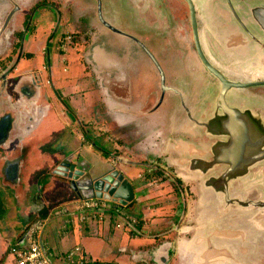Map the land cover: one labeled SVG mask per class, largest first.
<instances>
[{
	"label": "flooded vegetation",
	"instance_id": "flooded-vegetation-1",
	"mask_svg": "<svg viewBox=\"0 0 264 264\" xmlns=\"http://www.w3.org/2000/svg\"><path fill=\"white\" fill-rule=\"evenodd\" d=\"M19 1L17 10L24 15L23 21L19 25L18 33H11L8 31V20L13 11L6 12L11 0H0V39L7 40L10 35L14 36L21 45L19 56L24 53L33 58L35 53L29 52L27 45L36 34L35 19L40 13V6L33 5L30 12H25L22 9L25 4H21L22 0ZM181 1L184 2L187 14L190 15L193 30L191 8L186 0ZM191 1L195 11L197 33L201 20L207 46L215 58L227 60L236 57L226 53L225 48L221 44L219 46L214 39V30L223 26L224 33L230 31L235 34V30L238 33L232 42L237 48V56L252 52L246 38L250 40V45H259L263 48V51L260 50V55L253 56L256 59L252 63L254 65L252 69L254 72L264 70V33L256 27L253 19L249 20L247 9L250 7L248 5L250 0ZM260 2L264 3V0ZM51 3L44 6V9L51 10V20L54 19L55 25L44 39H41L44 41V46L40 52L42 58L49 62V73L55 56L66 58L71 55L70 50L76 49L81 55H86L88 51L104 73L105 83L114 90L115 101L112 104H128L127 107L137 110L134 113L145 114L151 121L153 125L148 129L149 133H154L156 137L160 136L161 143L157 149L156 162L154 164L153 161L145 162L148 170L146 173L148 175L154 173L156 177L160 172L159 176L162 180L173 173L175 179L182 183L181 187H185L186 199L194 202V208L190 209L194 217L193 224L189 226L192 229L191 236L198 235L195 242L205 244L204 248L208 239L210 237L212 239L210 248L206 247L204 251L206 252L204 259L207 260L204 264H217L220 257L223 259L219 260H224L220 264H264V156L261 159H258L257 155L249 158L252 150L242 148L238 150L242 155L240 160L235 157L230 161L233 151L229 149L225 158L218 157L217 163L214 153L215 146L223 145L219 142L226 143L228 140L227 137L222 139L215 137L220 134L218 130H221V125L217 119L223 112L217 104H225V107L242 112L249 111L254 115L251 118L264 122L262 101L264 96L260 97L259 93L254 94L234 88L227 92L225 103L219 102L223 86L201 60L194 31L193 45L196 58L191 59L186 44L176 33L175 18L164 0H67L64 5H59L55 1ZM215 3L221 5L222 15L219 18L226 17L228 22L215 21L216 18L212 13ZM182 11L183 9L179 13ZM247 20L251 22L248 21V25ZM104 23L114 31L108 29ZM212 23L216 24V29ZM249 32L253 34V38L249 37ZM216 35L218 36V32ZM198 42L207 62L228 82L250 84L249 81L242 82L239 78H229L224 75L206 57L199 35ZM142 47L146 48L145 51L154 57L162 69L164 86L158 68ZM245 64L243 66L246 67ZM257 66V70L254 69ZM234 72L237 73L235 69ZM148 73L154 74L156 85L150 82ZM57 74L59 76L60 73ZM73 74H76V69ZM142 78L145 81H142ZM261 78L251 83H264V77ZM138 81L140 83H137ZM28 82L22 86L27 87L31 84ZM256 87H264V85ZM251 88L254 87L245 89ZM56 96L60 100L59 94ZM139 104H145L143 109ZM216 114L219 115L215 119ZM156 120H160L159 133L153 128ZM213 120L216 123L215 127L210 123ZM208 123L212 127V135H208L204 127ZM9 125L6 119L0 124V152L3 153L14 147L15 136ZM259 140L260 144H264V134L258 135L257 142ZM253 143L249 144L247 136L245 138L242 136L243 145ZM15 150L18 154L19 145L15 146ZM263 151L259 150L260 153ZM223 161L225 164L222 163ZM233 163L237 164L233 165ZM156 164L160 169L156 168ZM19 166L18 158L10 167L0 168V186L6 182L11 185L17 183ZM231 168L236 174L219 181L223 173ZM122 175L125 177L124 174ZM136 180H142V177L139 176ZM150 182L156 184L158 181L154 179ZM205 186H207L206 190ZM134 191L136 197L135 187ZM219 204L224 209L223 213L217 207ZM188 212L187 209L186 213ZM202 231L205 233L204 236L199 235ZM220 234L225 236V239L215 236ZM213 240L222 242L215 244ZM199 246H196L198 250ZM223 253L224 255L219 256ZM224 257H228L227 260ZM195 262H197L195 252L192 254L181 252L180 264H196Z\"/></svg>",
	"mask_w": 264,
	"mask_h": 264
},
{
	"label": "crops",
	"instance_id": "crops-1",
	"mask_svg": "<svg viewBox=\"0 0 264 264\" xmlns=\"http://www.w3.org/2000/svg\"><path fill=\"white\" fill-rule=\"evenodd\" d=\"M21 2L25 4L23 11L30 12L34 0ZM19 3V0H11L7 6V13L13 11L8 21L11 33H18L23 21L24 15L16 9ZM220 7L218 3L213 4L215 21L228 22L226 17L219 18L222 15ZM48 21H51L47 22L51 29L55 23L50 19ZM213 26L216 29V24ZM223 29L221 26L214 30V39L225 48L226 53L236 57L220 62L230 68L235 67L237 73H253L252 63L256 59L253 56L260 55L263 48L250 45V40L246 38L252 52L237 56V48L232 43L237 31L235 34L230 31L224 33ZM20 47L19 40L12 35L7 40L0 39V124L8 120L15 136L14 147L6 153L0 152V168L10 167L18 158L20 164L17 183L11 185L6 182L0 186V198L3 202L7 201L6 212L11 214L9 222L5 221L2 211L3 216L0 215V264H14L10 248L23 243L28 229L36 222L44 221L47 222L44 239L56 264H63L66 254L76 248H80L86 264H180L183 250L172 244L179 238L191 236L189 226L193 224L194 217L190 209L194 208V202L186 199L184 186L179 188L158 182L145 185V180L149 178L145 162L151 161L149 157L158 155L161 143L160 136L149 133L148 129L153 125L151 121L145 114L134 113L137 110L127 107L128 104H105V91L108 90V97L109 92L112 93L109 99L113 103L114 90L105 83L104 73L88 51L86 55L77 56L79 64L75 61V68L69 65V61H74L71 55L58 59L62 65L52 62L51 92L47 83L49 77L45 78L43 68H37L34 63L40 52L34 51L37 55L33 58L24 53L19 56ZM27 50L33 52L28 45ZM57 68H62L64 74L60 82L56 79ZM74 69L76 74H73ZM261 71L264 76V70ZM148 76L150 82L156 85L154 74L148 73ZM27 81L31 84L22 86ZM67 87L69 93L79 94L80 104L75 101L72 104L61 103V96H64L60 89ZM17 95L23 100L20 103ZM139 105L141 109L145 106ZM159 122L156 120L153 128L158 130ZM100 134H109L110 138L104 142ZM102 142L108 144L106 150ZM16 145H19L18 154ZM66 160L76 170L90 173L92 179L101 177L110 168L121 172L136 189L134 202L124 208L112 201L98 199L107 205L105 211L78 213L76 207L87 197H78L66 186L70 185L67 178L54 176L53 173L48 174V180L43 178L45 171H54ZM139 176L142 180H136ZM152 185L161 187V192L154 189L144 192ZM35 187L39 193L30 203ZM63 209L67 213H61ZM134 212L141 215L130 216ZM8 228L12 229L11 232Z\"/></svg>",
	"mask_w": 264,
	"mask_h": 264
},
{
	"label": "water",
	"instance_id": "water-1",
	"mask_svg": "<svg viewBox=\"0 0 264 264\" xmlns=\"http://www.w3.org/2000/svg\"><path fill=\"white\" fill-rule=\"evenodd\" d=\"M191 8V16H192V23H193V31L195 36V42L198 50V54L203 61L206 68L212 73L215 77L219 79V81L222 84V90L221 94L219 96V102L225 103L226 100V94L231 89H245L250 87H256L260 85H264V83H250V84H233L231 82H228L217 70H215L205 59L200 46L198 42V33H197V22L195 17V11L193 7V3L191 0H186ZM261 0H253L249 1L247 4L250 6L247 10L249 11V19H253L255 21L256 27L264 33V3L260 2ZM253 2V4H251ZM259 2L261 4H259ZM247 7V5H246ZM101 8V4H100ZM17 9V8H16ZM99 16H101V12H99ZM11 18V16H10ZM9 18V20H10ZM100 18V17H99ZM8 20V21H9ZM101 21L104 22L103 19ZM105 26H107L108 29L113 30V28L108 27L106 23H104ZM249 37L253 38V34L249 32ZM145 51L146 48L142 47ZM146 52V51H145ZM151 60L154 62L155 66L158 68L161 79H162V85L164 86V74L162 69L159 67L158 63L154 59V57L147 51L146 52ZM219 108L223 110L220 117H218L217 120H219L221 125V130H218L220 134L215 135V137L218 138H228L227 142H219L223 143L221 147H214V153L216 156V162L218 163V157L221 156V158H225L227 154L226 151L229 149H232V158H230V161L232 159H238L240 160V152L238 150H241L242 148L245 149H251V153L249 154V158L257 155L258 159H261L264 156V151L262 153L259 152V150H264V144H260V140L257 142L258 135L263 136L264 134V122L263 121H256L252 116H254L249 111L242 112L241 110L237 109H231L228 107H225V104H217ZM219 114H216L215 119L217 118ZM211 125L215 127V121H210ZM211 125L208 123L204 127L207 129V134L212 135L211 132ZM242 136L245 138L247 136L248 143L254 142L251 145H243L242 144ZM244 140V139H243ZM246 141V140H244ZM234 149V150H233ZM236 152H238V155H236ZM260 153V154H259ZM239 156V157H238ZM229 161V158H228ZM229 161V162H230ZM222 163L225 164V161ZM228 164V162H226ZM237 163H233V165H236ZM239 167V166H237ZM244 173V172H243ZM242 173V174H243ZM247 173V172H246ZM55 175L61 176L64 178H67L70 181V186L72 190L77 194L78 197L84 198L85 196L87 199L89 198H97V199H104L107 201H112L121 207H127L129 204L134 202L135 200V191L133 185L118 171H115L113 169H109L104 175H102L99 178L92 179L91 174L78 171L76 170V167L72 165L68 160L61 163V165L55 170ZM236 174V171L234 169H230L227 172L223 173L222 178L219 179V181H223L226 177L234 176ZM226 186V185H225ZM207 186H205L206 190ZM85 199V198H84ZM217 207L221 210L223 213L224 209H222V206L219 204ZM204 231H202L199 235L204 236ZM198 236V235H197ZM196 235H192L188 238H179L174 245V247L182 248V250L186 253L192 254L195 252L197 255V262L196 264H204L207 260L204 259L206 256L205 248H210V245L212 243L211 237L208 239L207 244L204 248L205 244L202 243H196ZM214 236V235H213ZM219 236L221 238L225 239V236L223 235H215ZM215 244H221L219 240H213ZM201 247H200V246ZM196 246H199V250L196 248ZM223 254H219V256H222ZM226 260L228 257H224ZM219 259H223L220 257ZM217 260V264L224 262L221 260Z\"/></svg>",
	"mask_w": 264,
	"mask_h": 264
},
{
	"label": "rangeland",
	"instance_id": "rangeland-1",
	"mask_svg": "<svg viewBox=\"0 0 264 264\" xmlns=\"http://www.w3.org/2000/svg\"><path fill=\"white\" fill-rule=\"evenodd\" d=\"M52 1H55L59 5L60 4L64 5L67 2V0H34V5L40 6V8H39L40 13L37 14L39 17L36 18V20H35V23L37 25V32H36L35 36H33L32 39L30 40V42L28 43V46H29L30 50H33V52L35 51V52H38L39 53L43 49L44 42H42L43 40L41 41V39H44V37L48 34V32L50 30L49 29L50 26L47 24V22H51V21H48V19H50V20L52 19L51 10L44 9V6L50 4ZM164 3L166 4V6L168 7L169 11L171 12V15L175 18V25L177 26L176 33H177L178 37L180 39H182L183 42L186 44L185 46L188 49L190 58L191 59L196 58L195 57V53H194V45H193V42L194 41H193V30H192L191 18H190V15L187 14V9H185L184 2L181 1V0H164ZM51 4H53V3H51ZM181 9H183V11L181 13H179ZM178 13H179V15H178ZM37 21H38V23H37ZM52 22L55 23L54 19L52 20ZM203 27L204 26H203L201 20H199V31H198V35H199V39H200V42H201V46L203 48V51H204L206 57L208 58V60L210 61V63L212 65H214L217 69H219L221 72H223L224 75H226L229 78H239L242 82L249 81L248 83L256 82L257 80H259L260 77H262V78L264 77V76L261 75V73L263 71H260V70L258 72L257 71L256 72H253L254 74L253 73H246V71L245 72H242V73H236V72L233 73L234 72V68L228 67L227 64H225V63H223L224 64L223 65L220 62L219 59L215 58L212 55V52L208 48L207 42H206V38H205V30H204ZM69 53L71 54L70 57H72L74 59L73 62L72 61H69V65L70 66L72 65L73 68H75V65L76 64L74 65L73 63L75 61L78 62L77 61L78 60L77 56L81 55L80 54V51L78 49H76V50H70ZM35 54L37 55V53H35ZM55 58H56V56H55ZM30 59L31 58H29V60ZM34 59H36L34 61L35 66L37 68H40V69L43 68V71L46 73L45 74V78H47V76L49 77V80L47 81V83L49 84L48 86H49V88H50V90L52 92L53 91L52 90V87H50V76H51V73H49V71H48L49 70L48 69L49 68V62L46 59L44 60L43 58H41V55H38V57L37 58H34ZM58 59L59 58H56L53 61V63H57L58 62V65H62V61L59 62ZM78 64H79V62H78ZM58 71H60V74H59V76H58V74L56 75V79H57L58 82H60L62 80V78L64 77V74L62 73L63 72L62 71V68L61 69H58L57 68L56 72L58 73ZM69 91L70 90L68 89V87L67 88H64V89L63 88L60 89V92L64 96V98H63L61 96V94H60V96H61V100H60L61 103H63V104H72L75 101L77 104H80L79 103L80 99L77 98V97H79V94L78 93L77 94H71V93H69ZM244 91L253 92L254 94L259 93V94H261L260 97H263L264 96V87H254V88H251V89H244ZM111 94L112 93L109 92V97L112 96ZM18 97H19V103L21 101H23L20 96H18ZM109 97H108V90H107V92L105 91V93H104L105 104H112L111 99H109ZM112 100H114V99L112 98ZM56 101L57 100H54L55 104H58ZM262 101L264 102V97L262 98ZM93 133H95V132H93ZM99 137L100 138L101 137L104 138V142H105L107 138H110V135L109 134H106L105 136H102V134H100ZM98 144H100V142H98ZM101 145H103L105 147L104 148L105 150L107 149L106 146L108 144L107 145L106 144L104 145L103 142H102ZM108 148H110V145H109ZM149 158H150L151 161H153L152 164H154V162H156L155 157H149ZM158 162L160 163L159 160H158ZM158 164H156V168L160 169V166H158ZM160 164H162V162ZM55 165H56V163H55ZM58 167H56V169ZM55 170L54 171L51 170V171H47V172L44 170L45 173H44V177L43 178L45 180H48L49 179L48 178V174H51V173H53L52 175L57 176V175L54 174ZM38 171L40 172V170H38ZM171 174L172 175L170 177L164 178V180H162L160 178V176H159L160 175V172H159V175L156 176V177L154 176V173H152V174L149 175L150 178L147 179V180H145V185L146 186L150 185L149 182L150 181H153L154 179H156V181H158L159 184L160 183H165V184L170 183V185H168V186H174L175 185V186L181 188L182 183L178 182V180L175 179V177L173 176V173H171ZM66 186H68V187L71 188V186L69 184H67ZM158 187L159 186H153V185L152 186H149L148 189H146L144 192L147 193L148 191H150V189H152V190L154 189L156 192L160 193L162 189H161V187L160 188H158ZM38 193H39V189L37 187H35L34 190H33V193L31 194V197H30V203H32L34 201V197ZM152 194H154V193H152ZM4 197H2L3 200H4ZM85 199H87V198H85ZM89 199H91V198H89ZM4 201L5 202H3L1 200V198H0V215H1V217L3 216V214L1 213V211H2L4 213V215H5V221L8 220V222H9V218H11V214L8 213V211L6 212V209L8 207V204H7V201L6 200H4ZM3 204H5V205H3ZM5 206H6V208H5ZM10 207H11V203H10ZM7 215L9 217H7ZM140 215L141 214H139L137 212H134V213H131L130 214V216H140ZM12 216H13V214H12ZM9 226H10V224H9ZM7 230H9V232H11L10 230H12V229L8 228ZM0 233H1V231H0Z\"/></svg>",
	"mask_w": 264,
	"mask_h": 264
},
{
	"label": "built area",
	"instance_id": "built-area-1",
	"mask_svg": "<svg viewBox=\"0 0 264 264\" xmlns=\"http://www.w3.org/2000/svg\"><path fill=\"white\" fill-rule=\"evenodd\" d=\"M107 205L98 199L82 200L76 207L78 213H97L105 211ZM61 213H67L65 209ZM47 222H36L30 227L25 235L23 243H17L9 250L10 256L14 259V264H56L49 252L48 245L44 239V231ZM63 264H86L80 248H76L66 254Z\"/></svg>",
	"mask_w": 264,
	"mask_h": 264
}]
</instances>
